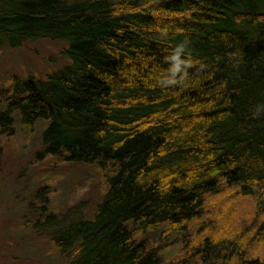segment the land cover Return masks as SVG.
<instances>
[{
    "label": "trees",
    "instance_id": "1",
    "mask_svg": "<svg viewBox=\"0 0 264 264\" xmlns=\"http://www.w3.org/2000/svg\"><path fill=\"white\" fill-rule=\"evenodd\" d=\"M41 37L66 40L69 62L1 87L0 129L44 122L42 154L102 174L93 217L51 234L68 264H165L162 246L133 242V230L184 231L229 187L264 217V110L253 116L264 105V0H0V41ZM185 38L195 68L162 88L164 57ZM39 190L31 225L42 230L56 216ZM256 224L254 236L202 237L195 262L264 264Z\"/></svg>",
    "mask_w": 264,
    "mask_h": 264
},
{
    "label": "rangeland",
    "instance_id": "2",
    "mask_svg": "<svg viewBox=\"0 0 264 264\" xmlns=\"http://www.w3.org/2000/svg\"><path fill=\"white\" fill-rule=\"evenodd\" d=\"M67 45L66 40L49 37L29 39L20 46L0 41V88H6L13 77L45 78L67 64ZM43 126L44 122H38L29 129L16 122L10 134L0 129V264H68L71 256L61 254L51 234L76 221L91 219L105 188L102 174L93 166L42 154ZM37 189L43 190L47 200L44 213L54 212L56 216L42 230L31 225L41 212L34 199ZM263 219L252 197L229 187L208 195L200 216L184 231L162 224L157 230L134 229L132 236L135 243L162 246L165 264L178 255H183V260L174 264H197L194 254L202 237L214 232L228 234L234 229L254 236L256 223ZM254 241L248 242L252 249L256 247ZM255 254L264 258V243Z\"/></svg>",
    "mask_w": 264,
    "mask_h": 264
},
{
    "label": "clouds",
    "instance_id": "3",
    "mask_svg": "<svg viewBox=\"0 0 264 264\" xmlns=\"http://www.w3.org/2000/svg\"><path fill=\"white\" fill-rule=\"evenodd\" d=\"M162 35L166 36L167 33ZM189 40L176 44L168 55L164 57V62L169 65L166 74L158 81V85L162 88L182 86L183 82L189 76V69L195 68L191 52L188 48ZM264 110V105H258L253 112V116H258Z\"/></svg>",
    "mask_w": 264,
    "mask_h": 264
}]
</instances>
